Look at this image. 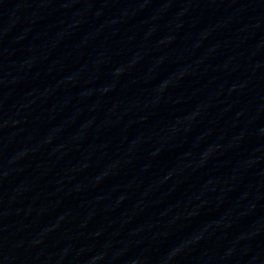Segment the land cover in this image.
I'll list each match as a JSON object with an SVG mask.
<instances>
[{
  "label": "water",
  "instance_id": "1",
  "mask_svg": "<svg viewBox=\"0 0 264 264\" xmlns=\"http://www.w3.org/2000/svg\"><path fill=\"white\" fill-rule=\"evenodd\" d=\"M0 264H264V0H0Z\"/></svg>",
  "mask_w": 264,
  "mask_h": 264
}]
</instances>
